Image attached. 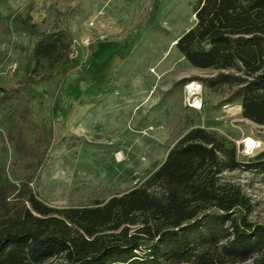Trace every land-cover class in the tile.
Listing matches in <instances>:
<instances>
[{
    "label": "rangeland",
    "instance_id": "obj_1",
    "mask_svg": "<svg viewBox=\"0 0 264 264\" xmlns=\"http://www.w3.org/2000/svg\"><path fill=\"white\" fill-rule=\"evenodd\" d=\"M197 3L0 0V86L9 87L25 74H53L32 86L31 141L52 144L32 183L40 200L55 208L105 202L142 185L178 140L204 127L237 147L240 166L224 176L252 199L250 219L264 223V173L252 167L264 160V125L243 117L237 85L211 87L199 81L218 70L193 66L176 45L196 24ZM15 20L33 29L18 30ZM44 33L72 42L69 61L51 66L48 58L35 57L37 34ZM86 37L94 45L86 47ZM101 40L114 43L116 54L97 55L95 44ZM65 70V76L56 75ZM195 83L194 90L188 88ZM196 101L202 108L193 106ZM7 125V118L0 119V184L6 177L18 182L26 174ZM249 138L255 140L253 147H246Z\"/></svg>",
    "mask_w": 264,
    "mask_h": 264
},
{
    "label": "trees",
    "instance_id": "obj_2",
    "mask_svg": "<svg viewBox=\"0 0 264 264\" xmlns=\"http://www.w3.org/2000/svg\"><path fill=\"white\" fill-rule=\"evenodd\" d=\"M194 13L177 47L193 66L218 70L199 81L237 85L243 117L264 125V0H198ZM71 44L37 34L35 57L64 64ZM52 77L25 74L0 86V119L26 173L0 184V264H264V223L250 219L252 199L224 176L240 166L237 147L204 127L178 140L142 185L105 202L55 208L40 200L32 183L52 144L31 141L32 86ZM252 167L264 173V160Z\"/></svg>",
    "mask_w": 264,
    "mask_h": 264
},
{
    "label": "crops",
    "instance_id": "obj_3",
    "mask_svg": "<svg viewBox=\"0 0 264 264\" xmlns=\"http://www.w3.org/2000/svg\"><path fill=\"white\" fill-rule=\"evenodd\" d=\"M96 46V51L95 53L97 55H100V54H105V53H111L113 50H115V44L112 43V42H108L106 40H101L99 41L97 44H95ZM113 53V52H112ZM113 54H116V53H113ZM106 56V55H105ZM118 56V55H117ZM119 57V56H118ZM113 59V65L112 66H115L116 62H117V59L116 57H112ZM58 65H62V64H58ZM109 68V67H108ZM242 109V107H241Z\"/></svg>",
    "mask_w": 264,
    "mask_h": 264
},
{
    "label": "bare ground",
    "instance_id": "obj_4",
    "mask_svg": "<svg viewBox=\"0 0 264 264\" xmlns=\"http://www.w3.org/2000/svg\"><path fill=\"white\" fill-rule=\"evenodd\" d=\"M194 85H196V83L193 84V85H190L188 88H192L194 90V88H193ZM193 106L198 107V108H202V105L200 104V101H196V103H194ZM254 145H255V140L252 139V138H249L247 140V146L253 147ZM119 156H120V158L118 160H122L123 159V155L122 154H119Z\"/></svg>",
    "mask_w": 264,
    "mask_h": 264
},
{
    "label": "built area",
    "instance_id": "obj_5",
    "mask_svg": "<svg viewBox=\"0 0 264 264\" xmlns=\"http://www.w3.org/2000/svg\"><path fill=\"white\" fill-rule=\"evenodd\" d=\"M82 43L86 46V47H90L92 45H94V42L92 41L91 37H86L84 39H82ZM71 56H73V52L71 54ZM202 105V103H200ZM195 107V106H194ZM198 108V107H196ZM246 147H247V144H246ZM246 151H247V148H246ZM119 159V158H118Z\"/></svg>",
    "mask_w": 264,
    "mask_h": 264
}]
</instances>
